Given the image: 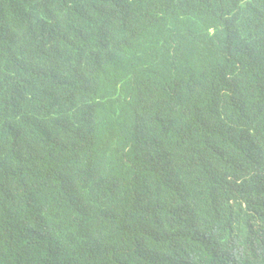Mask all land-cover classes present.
Masks as SVG:
<instances>
[{
  "label": "trees",
  "instance_id": "16d2710c",
  "mask_svg": "<svg viewBox=\"0 0 264 264\" xmlns=\"http://www.w3.org/2000/svg\"><path fill=\"white\" fill-rule=\"evenodd\" d=\"M0 264H264V0H0Z\"/></svg>",
  "mask_w": 264,
  "mask_h": 264
}]
</instances>
